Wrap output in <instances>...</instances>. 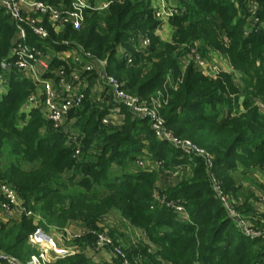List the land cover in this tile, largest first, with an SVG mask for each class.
I'll use <instances>...</instances> for the list:
<instances>
[{"label": "trees", "instance_id": "trees-1", "mask_svg": "<svg viewBox=\"0 0 264 264\" xmlns=\"http://www.w3.org/2000/svg\"><path fill=\"white\" fill-rule=\"evenodd\" d=\"M238 2L239 8L231 0H183L187 12L170 20L175 27L173 42L177 43L152 38L148 63L143 65L136 61V55L131 65L118 59L116 48L128 44L131 34L142 31L149 35V29L157 27L148 0L113 2L107 11L88 12L81 29L67 27L58 35L51 33L48 42L78 43L93 55L107 59V73L117 78L127 93L141 100L156 96L169 77L171 86L157 98L159 114L176 138L189 139L212 156L210 167L202 156L183 154L168 142L156 139L148 119L124 107L120 124H103L101 119L113 104L101 109L100 102L91 105L92 99L83 102L82 111L79 108L69 113V117L77 118L72 126L84 135L80 141L75 134L76 142H82L76 148L70 131L54 129L38 112H32L26 120L18 115L32 85L14 71L9 76L8 90L0 91V181L14 184L25 208L42 216L41 224L64 226L71 214L69 209L75 208V216L83 218L85 225L96 232V222L116 212L125 246L114 241L122 246L131 263L264 264V212L254 209L252 193L248 188L243 192L241 182L242 177L253 178L257 186L255 174L264 169V113L256 105L264 100V33L244 35L245 10L242 0ZM255 2L262 17L264 0ZM0 16L1 61L8 53L14 28L1 7ZM144 26L148 29L144 30ZM183 30L187 37L178 39ZM225 37L228 41L224 42ZM197 41L203 55L213 48L220 50L228 42L224 55L240 74V83H234L229 74L223 75L228 77L226 85L222 79L204 77L192 62L182 73L177 49ZM60 46L55 48H64ZM66 136L70 146L58 142V138ZM144 147L158 160H167L166 166H192L195 177L161 188L155 185L157 176L151 171L119 168L122 174L113 175V164L125 167L133 163L136 153ZM26 164L27 172L23 169ZM67 170L82 175L79 179L73 175L64 178ZM210 170L225 195L243 200L237 206L241 214L258 216L262 236L251 239L239 231L211 186ZM237 170L240 176L235 175ZM157 188L166 199L184 203L188 221H180L169 207L156 204L153 193ZM64 199H68L69 206ZM128 229L141 237L133 235L132 240ZM32 230V219L25 216L9 222L0 220V251L26 260L35 252L27 243ZM93 240V233L75 240L80 251L57 262L106 264L95 263L85 254L84 249Z\"/></svg>", "mask_w": 264, "mask_h": 264}, {"label": "built area", "instance_id": "built-area-1", "mask_svg": "<svg viewBox=\"0 0 264 264\" xmlns=\"http://www.w3.org/2000/svg\"><path fill=\"white\" fill-rule=\"evenodd\" d=\"M51 1L52 3L47 0H0V7L14 28L11 46L7 55L0 61V91L8 90L9 76L14 71L32 85L18 115L26 120L32 112L36 111L54 129L70 131L73 135L72 141L76 142L69 113L79 109L82 105L85 95L82 83L87 75L92 74L94 78L92 96L100 97L104 94L114 100L116 103L114 107L120 106V109L124 107L139 118H147L155 136L186 154L195 153L202 156L210 167L211 155L189 139L176 138L173 132L165 126L158 111L160 106L158 100V103L144 105L138 96L127 93L117 78L107 73V59H101L85 50L82 45L67 40L48 43L51 40V33L58 35L67 27L73 30L81 29L88 12L105 11L113 2L123 4L139 0H101L96 3H91L89 0ZM247 1L249 15L245 23L244 35L248 36L251 32L258 31L264 33V15L260 16L259 6L255 0ZM148 3L154 19L158 22V27L164 26L172 18L183 16L187 12L183 0H148ZM137 42L142 52L147 51L146 49L150 46V38L145 34H140ZM57 45L64 48H55ZM181 47L180 51H183L186 62H192L202 73L217 76L227 70L228 73L234 74V69L228 60H224L216 53L203 55L198 43H186ZM116 52L126 64L132 62V57L122 48H116ZM54 60L60 63L54 65ZM114 107L111 111L110 108L101 119L103 124L117 125L123 121V118L116 121L120 116L117 113L122 112L119 108L115 112ZM19 124V126L22 125L21 121ZM136 163L140 167L144 166L142 160L136 159ZM178 171L177 168L169 174L177 179ZM209 177L216 196L223 202L229 216L236 220L238 226H244V223L237 219L234 207L222 193L211 170ZM153 197L157 205L169 207L180 221H188L186 207L181 200L166 199L161 196L158 188L155 189ZM23 203L21 195L11 185L0 181L1 221H8L15 215H32V211L27 210ZM245 232L247 233L244 234L251 239L262 236L260 232L254 233L248 230ZM89 233L94 234V240L88 249L105 252L109 257L106 264H134L130 262L122 246L115 242L106 231L95 232L85 227L73 226L64 227L57 239L46 234L41 227H36L27 236V243L36 248L35 252L26 260L20 261L0 251V264H52L58 259L78 253V247L70 244Z\"/></svg>", "mask_w": 264, "mask_h": 264}, {"label": "rangeland", "instance_id": "rangeland-1", "mask_svg": "<svg viewBox=\"0 0 264 264\" xmlns=\"http://www.w3.org/2000/svg\"><path fill=\"white\" fill-rule=\"evenodd\" d=\"M101 0H96V2H99ZM233 1L234 5L236 8H239V2L238 0H231ZM112 4V3H111ZM110 4V5H111ZM242 5L244 7V10H245V13H244V18H245V22H247V17L249 15V3L247 0H242ZM109 7V6H108ZM108 8L105 10L107 11ZM240 10V9H239ZM93 12V11H92ZM104 11H100L98 13H102ZM3 15V14H2ZM0 19H1V16H0ZM149 23H151V20L149 19L148 20ZM148 26H144L143 29H148L147 28ZM174 31H175V27L173 26L172 23H167L165 24V26H160L155 28V29H152L148 31L149 35L146 33V32H136V33H133L131 34L129 37H128V40H127V43L128 44H119L118 46L120 47H117V48H122L129 56L132 57V62L129 64L131 65L132 63L134 64V56L136 58V61L138 63H140L141 65L145 64V63H148L147 60H148V57L150 55V47H151V40L152 38H154L155 41L157 42H165V43H168V44H172V45H175L177 42H173V34H174ZM140 34H145L147 36H149L150 38V46L146 49L147 51L145 52H142L141 48L138 47V37ZM13 37V35H12ZM179 37H187V32L186 31H181L177 38L179 39ZM190 37V36H189ZM225 41H228V39L225 37L224 39V42ZM11 43H12V38H11ZM11 43H10V46H11ZM196 43L199 44V48H200V43L199 41H197ZM228 43V42H226ZM222 45L223 47L220 48V50L218 49H210L208 51V53L206 55H210V54H218L220 56L223 57L224 55V50L227 49V44ZM182 45H186V44H182ZM9 46V47H10ZM205 47H210L209 45H206ZM182 47H179L177 49L178 51V56H177V60L180 64V67H181V72L183 73L186 66L189 64L186 62L185 60V57L183 54H180V50H181ZM176 52V51H175ZM225 56V55H224ZM116 57L118 59H121L119 53L116 52ZM226 57V56H225ZM223 57L224 60H228L229 63L231 64V61L229 60V58H225ZM124 60V59H123ZM226 69V68H225ZM234 69V68H233ZM199 70V69H198ZM200 71V70H199ZM201 75L204 76V77H207L209 79H212V80H216V79H222V82L226 85V79L228 78L227 76H223V75H232L233 76V81L234 83H240V74L237 73L236 70H234V74L233 73H228L227 70H224V72L220 73L219 75L217 76H213V75H209V74H205V73H202L200 71ZM84 78V77H83ZM168 81L166 83L163 84L162 86V90H158L156 92V96H150V98L148 100H142V102L144 103V105L146 106H149L150 104H152L153 102L155 103H158L157 101V98H160L162 97L163 95V92L162 91H167V88L169 86H171V81H170V78L168 77ZM180 82V81H179ZM83 87H84V100L83 102L89 100V99H92L91 100V105H92V102H100V108L102 109V107H105V106H110L112 105L114 107V105L116 104L114 102V100L112 98L108 99V97H106V95H100V97L98 96H92L91 95V90L94 88V78H93V75H87L85 77V79L83 80ZM176 84L174 85L173 84V87H175ZM82 102V104H83ZM264 104V100L262 101H258L257 102V107L259 108L260 112L261 113H264V106L262 105ZM117 108H119V111H121L120 109V106H115L113 109L115 110V112L117 111ZM84 108V105L80 106V111H82ZM110 109V108H109ZM112 110V108L110 109V111ZM122 112V111H121ZM119 114L120 116L116 119L117 120H120L121 118L124 117V114L122 113H117ZM70 120L73 122V124L75 123L76 121V117L75 116H71L69 117ZM72 124V125H73ZM21 126H19L20 128ZM72 128L74 129L73 133L74 134H77L79 135V140L81 141V139L84 137V135L81 133V131L77 130V126H72ZM71 129V130H73ZM169 129V128H168ZM171 131V129H169ZM157 137V136H156ZM65 139H60L58 138V142L61 144V145H64L66 144L67 146H70L71 144L69 143V139H67V136L64 137ZM158 140L161 141L160 138H156ZM76 142V148H78V146L80 145V143L82 142ZM163 141V140H162ZM178 149V148H176ZM75 155L77 154L76 151L74 152ZM78 153H79V149H78ZM183 154H186L185 152H182ZM187 155H195V153H190V154H187ZM136 159L138 160H142L144 162V166L143 167H140L137 163H136ZM166 163H167V160H158L155 155H154V152L152 151H148L146 147H144L140 153H136V157H135V160L133 163L125 166V167H120V165L118 164H113L110 169L113 173V175H121L122 173L120 172V169L119 168H122V169H126L128 171H151L153 172L156 176H157V179H156V183L155 185L156 186H160L161 188H168V187H174L175 185L179 184L181 181L183 180H190L191 178L195 177L194 174L192 173V166L190 165H186V164H182V165H178V166H166ZM174 167V168H173ZM29 167L28 165L26 164L25 167L23 169H25V171L27 172ZM178 168V172H179V175L177 176V179H174L169 173L172 172L174 169H177ZM239 172L240 170H237L235 172V175L237 176H240L239 175ZM63 177L66 178V177H69L70 175H73L76 179H79L81 177V173L75 171V172H72V170H67L65 172H63ZM213 173V172H212ZM209 174V172H208ZM214 175V173H213ZM256 177L258 178V185L255 186L254 183H253V178L250 180H248V178H245V177H242L241 179V182H242V186H243V189L242 191L246 193V188L249 189V191L252 193V196L250 197L251 199V202L253 203V206H254V209H256V211L258 210L257 209V206H259L261 209H263L261 212H264V169H260V170H257L256 172ZM247 176V175H246ZM245 178V179H244ZM75 179V180H76ZM74 180V179H73ZM3 182L11 185L14 189H16L13 185V183L11 182H7L3 179ZM68 186L70 185L69 181L67 182ZM246 185V186H245ZM212 186V184H211ZM220 186V185H219ZM213 188V187H212ZM222 190V189H221ZM222 193L224 194L223 190H222ZM224 196H226V198L228 199L229 203L234 207V210L236 212V216L238 217L237 219L241 220L243 223H244V226H238V229L239 231H242L243 234L244 233H247L245 231H249V232H254V233H262L263 234V231H260L258 229V224H257V219H258V216L257 215H253V214H248V215H243L241 214L238 209H237V206H241L242 203H243V200L242 199H234L230 196H227L224 194ZM23 199V198H22ZM65 202L63 201L64 204L67 203V205L69 206V201L68 199H64ZM24 202V201H23ZM221 203H223L221 201ZM25 204V203H23ZM76 207V206H75ZM263 207V208H262ZM71 210V214L68 215V217L66 218V222H65V225L64 226H57L56 224L54 223H45V224H41V220H42V216L38 213V212H33L32 211V215H28V216H25V215H19L17 218H12V219H18L20 218L21 216H25L27 218H31L32 219V223L34 225V229L36 227H41L45 232L46 234L50 235L51 237H53L54 239H57L58 237H60V232L61 230L64 228V227H68V226H73V227H85V228H88L87 225H85L84 223V219L83 218H77L75 216L76 214V209H69ZM228 213V212H227ZM71 216V217H69ZM118 214L116 212H111L110 214H105L103 215L97 222H96V225H97V230L96 231H106L113 239H117L119 241V243L121 242V245L124 244V241H125V238H124V235H122L124 232H123V228L121 226H118L117 224V220L119 219L118 218ZM12 219L8 220V221H4V222H9L11 221ZM236 221V220H235ZM47 226V228L45 227ZM89 229V228H88ZM117 229V231H116ZM33 231V230H32ZM31 231V232H32ZM114 231V232H113ZM127 234L131 237V239L133 240V238H135V236L138 238V237H141L140 235L138 236L136 233L132 234L130 232V230L128 229L127 230ZM30 232V233H31ZM29 233V234H30ZM132 234V235H131ZM140 234V233H139ZM135 235V236H133ZM245 235V234H244ZM246 236V235H245ZM250 238V237H248ZM66 243H69V242H66ZM75 245V246H78L76 244V242H72L70 245ZM123 246V245H122ZM125 246V244H124ZM32 248L34 250H36V248H34L32 246ZM97 251H91V255H94L91 260L95 263H102L103 261L101 260V258L99 257V255H97ZM68 257V256H67ZM67 257H64V258H61V259H58L56 260L55 262H53L52 264H59V260H62V259H65ZM134 264H138L139 262L137 260H134L133 261ZM62 263V262H61ZM60 263V264H61ZM104 263V262H103Z\"/></svg>", "mask_w": 264, "mask_h": 264}, {"label": "crops", "instance_id": "crops-1", "mask_svg": "<svg viewBox=\"0 0 264 264\" xmlns=\"http://www.w3.org/2000/svg\"><path fill=\"white\" fill-rule=\"evenodd\" d=\"M165 26V25H164ZM112 108V107H111ZM109 112V111H108ZM263 208V207H262ZM257 211H262L263 209H261L259 206H257ZM18 216L17 215H15L13 218H17ZM78 247V246H77ZM78 249V251H80V249H79V247L77 248ZM84 252H85V254L87 255V257L88 258H92L94 255H91V251L88 249V247H86L85 249H84ZM98 253H97V255H99V257L101 258V260L103 261V262H105V263H107V260L109 259V257L107 256V254H105V252H103V251H97Z\"/></svg>", "mask_w": 264, "mask_h": 264}]
</instances>
